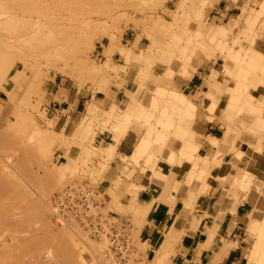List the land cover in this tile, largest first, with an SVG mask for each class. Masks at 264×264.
<instances>
[{
	"label": "rangeland",
	"instance_id": "1",
	"mask_svg": "<svg viewBox=\"0 0 264 264\" xmlns=\"http://www.w3.org/2000/svg\"><path fill=\"white\" fill-rule=\"evenodd\" d=\"M262 2L0 0V264H82L83 258L103 264L108 239L97 237L94 228L108 227L115 214L131 221L143 263L180 264L177 255L187 250L184 233L168 232L151 245L141 229L156 200L138 203L129 180L144 174V163L159 157L173 139L193 134L201 122L215 117V104L235 88L234 69L246 66L240 65L246 53L264 56ZM9 16L15 25L10 26ZM198 69L204 83L191 92L185 84ZM213 71L218 75L213 77ZM246 82L249 88L236 106L227 104L219 119L225 133L222 143L230 146L236 164L245 159L246 167L236 172L234 189H225L222 197L250 205L236 239L224 240L226 245L210 264L241 244L244 264H250L253 249L264 252V238H258L250 220L253 202L260 206L264 201V72L252 70ZM112 89L124 90L126 97L114 102ZM177 93L194 102L193 111L175 105ZM207 97L212 103L206 109ZM153 100L157 103L151 104ZM53 101L57 108L70 106L68 111L78 107L75 119L63 116L68 111L47 113ZM163 111L173 116L168 125L157 121ZM106 130L121 135L128 131L138 142L134 155L118 162L120 176L111 186L102 181L104 174L116 170L112 158L121 135L106 146L98 138ZM159 141L165 144L161 147ZM140 145L147 151H139ZM62 151L65 157L59 159ZM192 151L194 166L203 174L194 180L205 189L207 176L225 154L218 152L220 161H204L196 146ZM158 175L169 177L160 171ZM173 178L174 173L169 184ZM85 187L95 192L87 205L79 203L76 194ZM196 195L184 200L186 214L194 211ZM56 205L61 206L58 218ZM215 232L210 229L202 249L212 247Z\"/></svg>",
	"mask_w": 264,
	"mask_h": 264
},
{
	"label": "crops",
	"instance_id": "2",
	"mask_svg": "<svg viewBox=\"0 0 264 264\" xmlns=\"http://www.w3.org/2000/svg\"><path fill=\"white\" fill-rule=\"evenodd\" d=\"M204 79L203 72L198 69L185 84V88L190 89L191 92H196L204 83ZM111 91L115 98L114 102L126 97L124 90L112 89ZM224 96L225 93L214 111V118L207 122H201L193 134L187 132L184 136L173 139L166 149H160L159 157L152 156L149 163H144L146 168L144 174L140 177L133 176L129 180L132 189L137 191L136 199L138 203L148 204L156 200L150 206L147 223L141 229V235L150 244L153 245L162 237L165 238L164 235L168 232L180 235L184 233L182 241L187 250L178 253L177 260H181L180 264L212 263L224 248L225 243L223 241H234L238 235L237 232L246 222L250 203L238 199V203L235 204L233 197H222L225 189H234L233 181L236 172L246 170V167L243 166L245 159L236 164L234 155H230V146L222 143L225 133L219 118L228 109ZM106 97L107 95H104L101 99ZM211 103V98L204 99L206 109ZM69 108H57L54 101L46 107L47 113L53 115L54 112L58 114L59 111L61 113L68 111ZM77 112L78 107H74L63 116L74 120ZM116 134L121 135L117 130H106L100 132L98 138H100L101 144L106 143V146H108L116 142ZM213 138L219 139L218 142L213 141ZM165 139L164 141H166ZM136 141L137 138L128 131L121 135L120 142L112 158L116 170L104 174L103 185L111 186L112 181L120 176L117 164L122 158L134 155L136 144H138ZM164 141H159L158 144H162L160 145L162 147L165 144ZM195 146L198 147L200 155L213 156L218 150L225 154L223 163L211 169L206 179L207 187L205 189H201V182L197 183L194 180L198 173L194 166L196 157L192 151V147ZM59 157V159L65 157L63 151L59 153ZM158 171L169 177L161 178ZM172 173H174V178L169 184ZM191 178L193 180L188 184ZM164 192H166L165 198L157 200ZM194 194H197L192 205L194 211L186 214L184 200L189 199ZM213 228H216V232L212 247L202 249L203 243L209 238L210 229ZM242 242L243 240H241ZM242 247L241 244L236 248H230L220 256L216 264H244L246 256Z\"/></svg>",
	"mask_w": 264,
	"mask_h": 264
},
{
	"label": "bare ground",
	"instance_id": "3",
	"mask_svg": "<svg viewBox=\"0 0 264 264\" xmlns=\"http://www.w3.org/2000/svg\"><path fill=\"white\" fill-rule=\"evenodd\" d=\"M261 5L262 6H264V0H263V2L261 3ZM4 10H2V12H3ZM1 12V11H0ZM11 14H13V13H11ZM11 14H10V16H11ZM264 14V13H263ZM7 15H9V14H7ZM10 16L7 18L8 20V22L10 21H12L11 19H10ZM17 16V15H16ZM19 16V15H18ZM4 19V18H3ZM2 19V20H3ZM15 19V18H14ZM239 19H240V17H239ZM239 19H237V20H239ZM17 20H15V22H16ZM5 22V21H4ZM9 22V23H10ZM18 22V21H17ZM8 23V24H9ZM11 24H14L15 25V23H10V26H11ZM18 24V23H17ZM3 26H4V24H2ZM6 26H7V24H6ZM5 26V28H7ZM15 28H16V26H14ZM22 27V26H21ZM1 28V27H0ZM9 28V27H8ZM11 28V27H10ZM13 28V27H12ZM2 29V28H1ZM6 30V29H5ZM12 30V29H11ZM10 30V31H11ZM14 30V29H13ZM7 31V30H6ZM9 31V32H10ZM8 32V31H7ZM8 32V33H9ZM14 32V31H13ZM197 32H199V31H197ZM3 35V34H2ZM5 35V34H4ZM175 35V34H174ZM198 35H200V34H198ZM176 36V35H175ZM210 36H212L211 38H213L214 40H215V38H216V42H218V37L215 35V34H210ZM177 37V40H181V38L180 37H178V36H176ZM209 37V36H208ZM8 38H12V37H8ZM207 38V37H206ZM210 38V37H209ZM16 39H20V37H17ZM11 40V39H10ZM9 40V41H10ZM212 40V39H211ZM220 40V39H219ZM219 43H220V41H219ZM226 46V45H225ZM126 54H127V58L131 55V52L130 51H127L126 52ZM236 57V59L238 60L239 58V56L237 55V56H235ZM190 58V57H189ZM130 59V58H129ZM188 60H190V59H188ZM187 62V61H186ZM243 63H245V67L242 65ZM240 65H242V67H240L239 69H234L235 71H234V78H235V80H236V83L234 84L235 85V88H234V90H233V92H231V93H228V92H225V93H228V99H227V104H229L230 106H232V107H235L236 106V104H237V101H238V99L242 96V94H244V92H245V90H247L248 88H249V85H248V83L246 82L247 80H249V76H250V73L252 72V70H260V71H263L264 72V56H262V55H260V56H256V54H254V53H246L245 54V56L241 59V61H240ZM185 66H186V63H185ZM187 66H188V62H187ZM218 74L216 73V71H213L212 72V76L214 77V76H217ZM160 90V89H159ZM163 90V89H162ZM202 90H203V87H202ZM163 92V91H162ZM161 94V93H160ZM154 95H156V94H154ZM151 96V95H150ZM149 97V96H148ZM149 98H151V97H149ZM149 98H147V100L149 99ZM175 101H176V103H175V105L176 106H178V108L179 109H184V111H187V112H189V111H193V108H194V102L193 101H191L189 98H188V96L186 95V94H183V93H177L176 94V99H175ZM148 103V102H147ZM156 104L157 102L155 101V100H153L152 101V103L151 104ZM149 104V103H148ZM213 104H215V103H213ZM215 105H218V104H215ZM107 106V105H106ZM240 110L242 109V107H240L239 108ZM263 113H264V111H263ZM153 117H154V115H152ZM125 118H127L126 120H128L129 118H128V116H125ZM173 119V116L171 115V113H167V112H162V115L161 116H159V117H157V121L158 122H160V123H162V124H165V125H168V124H170V122H171V120ZM125 120V121H126ZM123 122V121H122ZM122 122L120 123V125L119 126H121L122 125ZM127 122L128 121H126V123L125 124H127ZM125 125H124V122H123V127H124ZM213 141H215V142H218V139L217 138H213ZM198 148V147H197ZM147 146H145V145H140L139 146V151H141V152H146L147 151ZM218 152H219V150L215 153V154H213V156H204L203 157V159H204V161H220L219 160V158H216V156L218 155ZM198 169H201V168H198ZM202 170H205V171H203L202 173H206V171H207V167H202ZM197 172H198V170H197ZM200 172H201V170H200ZM198 173V176H200V175H202L203 176V174H201V173ZM253 206H254V210H253V212L251 213V216H250V220H251V223H252V225L253 226H257V234L259 235L258 236V238L259 239H262V238H264V226L261 224V221H263L264 220V201L261 203V205L260 206H258V205H256V202H253ZM149 205V204H148ZM147 205V206H148ZM144 206V205H143ZM146 206V205H145ZM258 242L260 243V240H258ZM257 244V243H256ZM261 244V243H260ZM226 245V244H225ZM224 245V246H225ZM257 246H259V245H257ZM256 245H254V247H256V248H258ZM262 246V245H261ZM261 247H259L258 249H260ZM264 250V249H263ZM260 251V250H259ZM257 249H253L251 252H250V254H249V262H250V264H264V252L263 251H261V252H259ZM88 253V252H87ZM95 254V253H94ZM94 258V257H93ZM81 260V259H80ZM94 262V261H93ZM82 264H91L89 261H87L86 259H82Z\"/></svg>",
	"mask_w": 264,
	"mask_h": 264
},
{
	"label": "built area",
	"instance_id": "4",
	"mask_svg": "<svg viewBox=\"0 0 264 264\" xmlns=\"http://www.w3.org/2000/svg\"><path fill=\"white\" fill-rule=\"evenodd\" d=\"M94 193L92 188H80L76 193L80 197L78 202L81 204L86 203L87 205L88 202L86 201L90 200L91 203V200L95 198ZM98 206L99 204L96 203V207ZM100 206H104V204H100ZM54 208L57 210L55 218H58V210L61 206L56 205ZM110 217L114 218V221H107L108 227L105 228L103 225H98L94 228V233L97 237H107L108 239V251L105 255L106 262L103 264H148V260L143 263L142 255L134 241L131 221L117 214L110 215Z\"/></svg>",
	"mask_w": 264,
	"mask_h": 264
}]
</instances>
